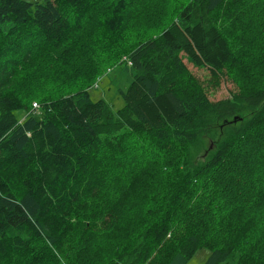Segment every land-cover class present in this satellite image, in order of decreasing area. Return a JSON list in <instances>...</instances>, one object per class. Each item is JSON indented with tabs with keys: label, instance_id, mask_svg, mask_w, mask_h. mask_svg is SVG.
I'll return each instance as SVG.
<instances>
[{
	"label": "trees",
	"instance_id": "obj_1",
	"mask_svg": "<svg viewBox=\"0 0 264 264\" xmlns=\"http://www.w3.org/2000/svg\"><path fill=\"white\" fill-rule=\"evenodd\" d=\"M146 1L0 0V264H188L203 248L205 264H264V180L245 202V172L222 166L264 154V60L220 100L185 62L217 78L236 67L230 35L264 44V0ZM121 51L114 111L84 88Z\"/></svg>",
	"mask_w": 264,
	"mask_h": 264
},
{
	"label": "rangeland",
	"instance_id": "obj_2",
	"mask_svg": "<svg viewBox=\"0 0 264 264\" xmlns=\"http://www.w3.org/2000/svg\"><path fill=\"white\" fill-rule=\"evenodd\" d=\"M26 1L35 2L40 0H26ZM124 1L126 0H114V4L115 6H121ZM146 6H149L148 0L144 5L140 7V9H144ZM154 13L159 16L157 17V19L161 18V21L168 19V16L164 12H162L161 14L160 12H154ZM241 18L244 19L249 17L243 15ZM101 28L108 35L111 34V31L108 29L106 25L103 24L102 21H101ZM118 28L119 27L116 26L113 32L114 33L117 32ZM162 28L163 26L159 28H155L154 33H158ZM238 31L239 29L233 32V34L230 35V38L232 43L235 45V49L238 50L240 56V63L236 67L231 68L230 70H225L220 75L219 78L213 76L209 69L196 67L192 63H189L187 60H185L193 76L199 81L200 85L205 90V92L207 93V95L211 100L231 98L235 93L237 94L241 92L244 88L242 86L245 84L251 68L264 60V44L258 45L256 47L248 48L246 47L243 41L238 39V35H237ZM122 32L123 30L118 31V33H122ZM130 38H131V32L126 31L124 37L123 49H126V47L129 46L127 40ZM106 45L108 44L106 43ZM109 46L110 49L114 47H118L117 44L114 42H109ZM126 65H127V54L126 53L122 54L121 51V57L118 60H115L112 64L108 63L102 65L100 72L96 74L93 82L88 86H86L84 89L90 92L94 100L100 98L105 99L111 105V108L114 111H116L119 108H122L125 103H124V99L120 94V89L121 88L126 89L129 84V80H127V75H126V69H127ZM31 74L32 73L29 72L26 75H22V79L24 80L27 79ZM66 93L73 94L74 92H64V94ZM34 102H38L40 104L38 100H34L32 104ZM17 114L20 116L22 113L17 112ZM250 115L251 112L245 108L244 117H249ZM124 136L129 141L130 146L128 149H136L139 152V150L146 148L144 153H150L153 156L152 162L154 165V169L156 170L157 157L159 156V154L157 150L149 142L146 135L144 133H136L134 131L128 130L125 132ZM213 141L214 139L212 138L207 139L206 150L210 149V147H213L214 145ZM245 147L246 146L241 147L240 150L244 152ZM234 158H235V162L232 164V166H227L224 164L222 166L225 167L224 170H227L229 172L239 173L238 169L243 170L245 172L246 176L248 177L249 184L245 186V188H243L240 194L244 195L245 202L248 200L250 201V199H252L255 196V194L259 192V189L263 184L264 173L263 174H259V173L264 172V168L261 166V162L264 159V154H262L261 158L259 159H255L252 156L238 157L237 155H235ZM254 173H256L255 176ZM230 177L225 174L223 176V179L227 183ZM223 191H225V189ZM228 192L231 193L238 192V190H231ZM251 217H254V219L257 221V224L261 222L263 218L261 217V220H259L253 215ZM209 255H210V250H208L207 248L200 249L189 260L188 264H205ZM111 256H112L111 253H107V255L104 258H101L103 260L102 264L108 261L111 258ZM93 262L95 264H99L96 261ZM84 264H93V263L86 261Z\"/></svg>",
	"mask_w": 264,
	"mask_h": 264
},
{
	"label": "built area",
	"instance_id": "obj_3",
	"mask_svg": "<svg viewBox=\"0 0 264 264\" xmlns=\"http://www.w3.org/2000/svg\"><path fill=\"white\" fill-rule=\"evenodd\" d=\"M33 106H34L35 108H37V107H38V104H37V103H34Z\"/></svg>",
	"mask_w": 264,
	"mask_h": 264
},
{
	"label": "water",
	"instance_id": "obj_4",
	"mask_svg": "<svg viewBox=\"0 0 264 264\" xmlns=\"http://www.w3.org/2000/svg\"><path fill=\"white\" fill-rule=\"evenodd\" d=\"M210 148H212V147H210ZM205 154H207V152Z\"/></svg>",
	"mask_w": 264,
	"mask_h": 264
}]
</instances>
